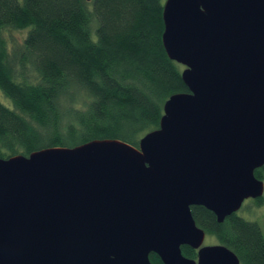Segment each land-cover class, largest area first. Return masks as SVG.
I'll list each match as a JSON object with an SVG mask.
<instances>
[{"label":"water","instance_id":"95a60500","mask_svg":"<svg viewBox=\"0 0 264 264\" xmlns=\"http://www.w3.org/2000/svg\"><path fill=\"white\" fill-rule=\"evenodd\" d=\"M162 22L187 92L137 147L102 139L0 159V264H240L203 245L191 207L222 223L263 196L264 0H165Z\"/></svg>","mask_w":264,"mask_h":264},{"label":"trees","instance_id":"16d2710c","mask_svg":"<svg viewBox=\"0 0 264 264\" xmlns=\"http://www.w3.org/2000/svg\"><path fill=\"white\" fill-rule=\"evenodd\" d=\"M164 2L0 0V99L10 101H0V159L102 139L137 147L156 130L165 101L187 92L183 67L161 42ZM6 30L25 31L11 51ZM263 174L264 168L255 171ZM191 213L240 264H264L257 222L230 215L217 223L200 206ZM181 252L196 258L187 246ZM149 259L162 264L155 254Z\"/></svg>","mask_w":264,"mask_h":264},{"label":"rangeland","instance_id":"374dc122","mask_svg":"<svg viewBox=\"0 0 264 264\" xmlns=\"http://www.w3.org/2000/svg\"><path fill=\"white\" fill-rule=\"evenodd\" d=\"M24 33L25 31H21V30H6L4 36L7 40L8 48L10 51L14 48H17L22 43L24 38ZM1 97L3 99V101L0 99L1 102H3L5 105H10V101L8 99H6L3 95ZM79 104L80 102L77 101L75 105L79 107L80 106ZM262 181L264 183V174ZM242 208L244 210L240 211L238 216L243 217L249 221L257 222L260 225L261 230L264 234V199L261 207L257 205L249 206V204L246 203ZM216 242L218 241L215 238L206 235L203 245L204 246L213 245L216 244Z\"/></svg>","mask_w":264,"mask_h":264},{"label":"flooded vegetation","instance_id":"af4514ba","mask_svg":"<svg viewBox=\"0 0 264 264\" xmlns=\"http://www.w3.org/2000/svg\"><path fill=\"white\" fill-rule=\"evenodd\" d=\"M264 167H262V168H260L261 170L263 169ZM257 170H259V169H257ZM256 171V170H255ZM254 175H255V173H254ZM255 177L257 178V179H259V180H262V179H260V178H258L256 175H255ZM263 199H264V192H263V196L261 197V198H257V199H246V200H244V202L242 203V206H241V208H240V210L238 211V212H236V213H234V214H232V215H237L238 216V214H239V212L240 211H243L244 209L242 208L246 203H248L249 204V206L250 205H252V206H254V204H255V206L257 205V204H259V205H257V206H260L261 207V205H262V203H263ZM257 202V203H256ZM242 209V210H241ZM215 217V216H214ZM229 217V216H228ZM215 219H216V217H215ZM217 222V221H216ZM223 223V222H222ZM205 236H206V234H205ZM219 244V243H218ZM217 244V242H216V244H213V245H218ZM221 245V244H220ZM196 252V251H195Z\"/></svg>","mask_w":264,"mask_h":264}]
</instances>
